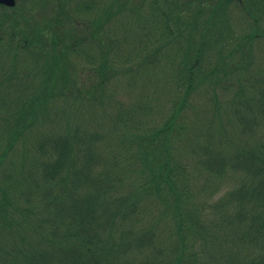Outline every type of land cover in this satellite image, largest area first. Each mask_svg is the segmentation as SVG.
I'll list each match as a JSON object with an SVG mask.
<instances>
[{
	"label": "trees",
	"instance_id": "16d2710c",
	"mask_svg": "<svg viewBox=\"0 0 264 264\" xmlns=\"http://www.w3.org/2000/svg\"><path fill=\"white\" fill-rule=\"evenodd\" d=\"M27 1L0 5V264H264L263 1Z\"/></svg>",
	"mask_w": 264,
	"mask_h": 264
},
{
	"label": "rangeland",
	"instance_id": "374dc122",
	"mask_svg": "<svg viewBox=\"0 0 264 264\" xmlns=\"http://www.w3.org/2000/svg\"><path fill=\"white\" fill-rule=\"evenodd\" d=\"M48 1L49 0H42V1L40 0L41 5H42V9H46L47 8L46 6H48ZM26 2H28V1L27 0H15V6L17 4L20 5V4L23 3L24 5H22V7L26 10V13L24 15H26V16L28 15V16L31 17L32 14H30L29 13V9H27V8H29L30 4H28ZM144 2H145V5H143V7H145V8L143 9L142 15H141L143 19L146 18L147 14H148L149 3H150V2L148 3V1H145V0H144ZM35 14H36V12H35ZM229 14L231 16L230 17L231 20H232V16H233L234 20L232 22V25H233V29L235 30V32H239V31H240L239 33L246 32L252 26V20L248 22L245 19L246 15L242 13L239 5H237L236 3H232V5L230 7V10H229ZM40 16L41 15L36 14L34 17L40 19ZM114 23H115L116 27L119 24H123L122 26L119 27L120 29H118V30H125L126 32H127L128 28L130 27V24H131L130 30L133 31V25L132 24L134 23V21H132V20L130 21L125 16L121 17L120 19H118ZM31 24H32V21H31ZM124 25H126V27L128 25V27L125 28ZM257 27L260 29L259 31H261V32L264 31V18L263 19H262V17L259 18L258 23H257ZM252 49H254L253 56H254L255 63H256L255 67L257 69L263 70V72H264V39H261V40L260 39H255V43L253 44ZM163 85H166V84H163ZM157 87H160V85H158ZM172 88H173V85H172ZM111 89L112 88H110V91H111ZM113 89L115 91L116 99H118L120 101H123V100H125L126 98H129V97H135V96H137V94L140 93V91H134V92L129 91V90H127L124 87L123 88L121 87V89L120 88H113ZM201 98H202V101H201V99L198 101L200 103V105L205 103L204 100H203V97H201ZM161 99H162V96L160 98V101H161ZM166 100L167 99L164 98L162 100L161 104H165ZM187 113L188 114H186V116H185L186 117V123L185 124L186 125L188 124V126H189V125H192L194 119H190V116H191L190 113L191 112L189 110H187ZM108 115H110V114H108ZM95 119H97L96 120V122H97L96 127L98 126V124H102V123H99V122H103L105 120V118L102 116V114L99 111L97 112V116L95 117ZM96 122H94V123H96ZM87 125L88 126H92L89 123H87ZM233 180L235 181V177L233 178Z\"/></svg>",
	"mask_w": 264,
	"mask_h": 264
},
{
	"label": "flooded vegetation",
	"instance_id": "af4514ba",
	"mask_svg": "<svg viewBox=\"0 0 264 264\" xmlns=\"http://www.w3.org/2000/svg\"><path fill=\"white\" fill-rule=\"evenodd\" d=\"M196 1H204V0H196ZM249 1V0H248ZM263 1V4H261L259 1L258 2H256L257 3V6H264V0H262ZM182 2H185V0H175V5L177 6V7H181L182 6ZM253 2V1H252ZM255 2H253V4L255 5L256 4Z\"/></svg>",
	"mask_w": 264,
	"mask_h": 264
},
{
	"label": "water",
	"instance_id": "95a60500",
	"mask_svg": "<svg viewBox=\"0 0 264 264\" xmlns=\"http://www.w3.org/2000/svg\"><path fill=\"white\" fill-rule=\"evenodd\" d=\"M0 5L13 7L15 5V0H0Z\"/></svg>",
	"mask_w": 264,
	"mask_h": 264
}]
</instances>
